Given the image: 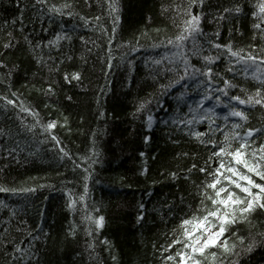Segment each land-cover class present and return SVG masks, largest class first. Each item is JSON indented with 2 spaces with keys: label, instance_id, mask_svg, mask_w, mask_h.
<instances>
[{
  "label": "trees",
  "instance_id": "obj_1",
  "mask_svg": "<svg viewBox=\"0 0 264 264\" xmlns=\"http://www.w3.org/2000/svg\"><path fill=\"white\" fill-rule=\"evenodd\" d=\"M32 2L21 0L18 6L16 0H0V60L7 65L0 67V75L11 70L12 89L18 90L22 98L39 111L43 122L58 121L52 132L60 138L61 145L72 154L73 159L83 163L84 167L91 161H80V156L87 155L96 161L89 169L91 178L87 181V204L90 209L99 208V212L93 214L104 215L105 224L98 233H94L95 253L90 257L86 241L93 238L84 234L82 226L77 229L75 237L68 234L73 220L80 223V213L71 214L67 209L68 190H72L74 196L82 193L83 169L73 170L72 160L60 159L57 149L46 141L39 128L29 133L21 128L14 112L0 109V128L8 133L0 135V185L17 189L37 188L32 193L0 192V202H3L0 203V264H11L3 254L5 242L9 252L12 241H23L22 246H28L31 239L27 235L28 230H32L33 236L40 237L31 241L35 245L34 251H38L34 264L36 261L38 264H160L158 249L169 242L171 229L178 223L179 216L189 211L187 204L194 203L191 181L199 183L204 179L203 174L193 170L191 180H186L183 170L192 163L202 165L210 151V147L205 148L190 138L186 130L181 131L182 125L171 122L174 117L188 112L189 106H195L200 99V90H194L195 82L186 79L167 91L159 89V84L168 83L173 74L162 72L164 65H154L153 60L166 55L169 49L163 45L155 48L151 45L175 34L176 29L167 15H161L160 7L171 0H119L121 19L113 42L111 69L105 63V36L92 27H84L78 15L54 17L51 21L48 16H41L37 20L38 13L31 7ZM50 2L61 4L65 0ZM69 2L74 13L79 15L102 14L95 0H92L91 7L85 0ZM230 3L231 0H209L213 9ZM204 10L207 12L208 8ZM20 11L24 13L23 31L19 23L15 26L5 23L18 17ZM193 11L199 9L194 8ZM248 11L246 6L245 12ZM101 23L110 31L111 20L106 15L102 16ZM250 25V16L224 22L220 42L227 41L229 28H238L243 35L236 31L231 33L235 45L248 44L252 36ZM202 26L206 33L213 32L216 27L208 19L202 22ZM157 28L159 33L154 31ZM9 31L19 43L14 41V47L4 49L2 45L8 39L6 33ZM144 31L148 32V36L140 38L136 51H130L127 46L115 47V44L126 41L135 44L136 38ZM65 32L72 39L61 41L59 53L47 47L42 50L45 56L51 51L54 57L66 54L73 59H65L59 73L50 75L47 67L37 65L24 37L47 44L56 33ZM80 36L96 40L101 47L85 45ZM86 48H92V52L88 53ZM122 55L124 59H121ZM193 63L199 66L195 59ZM215 68L229 79L233 78L231 73L224 71L223 59L217 62ZM65 71L81 72V82L65 83L62 79ZM53 80L58 82L54 85V96H45L38 91ZM234 82L245 83L239 76ZM247 86L252 88L254 85L249 81ZM3 91L5 86L0 84V92ZM181 92L185 95L182 101H178ZM237 94H241L238 89L230 92V95ZM67 96L72 99H66ZM146 98L152 99L149 105L150 114L154 117L151 128L146 122L149 112L133 115L138 103ZM46 104L48 107H45ZM214 105V99L205 102V107ZM216 111L223 115L228 109L218 106ZM247 111L250 116L248 127L264 125L259 106ZM64 117H67V125L61 127ZM27 119L29 123L32 121L31 117ZM218 122L223 123L222 120ZM194 127L205 131L207 125ZM145 136L151 139L145 142ZM261 139L264 140V137ZM91 149L97 155H93ZM184 152L189 156L177 155ZM193 153L196 155L193 156ZM145 166L147 171L141 174ZM170 172H177L179 178L173 180ZM181 196L185 198V203H181ZM140 204L144 205L143 209ZM141 214L143 219L138 221L137 217ZM18 227L22 231L18 232ZM237 227L239 233L246 237L243 247L251 237L257 241L251 252L243 251V247L238 245L239 264H264V236L260 235L264 233V213H257L251 226L241 224ZM105 237L110 245L101 243ZM113 255L117 257L116 261L112 260Z\"/></svg>",
  "mask_w": 264,
  "mask_h": 264
},
{
  "label": "snow or ice",
  "instance_id": "obj_2",
  "mask_svg": "<svg viewBox=\"0 0 264 264\" xmlns=\"http://www.w3.org/2000/svg\"><path fill=\"white\" fill-rule=\"evenodd\" d=\"M88 7L92 6V0H85ZM19 6L21 0H16ZM98 8L102 9L101 15L84 16L74 13L73 6L69 0L64 3H51L50 0H33L31 7L38 13L36 19L41 16H48L51 21L54 17L78 15L84 27H92L101 35L106 37V66L112 68L113 61V42L116 38L117 28L119 26L120 5L119 0H95ZM249 8L245 12V7ZM161 15H167L170 23L176 29L174 35L163 37L158 43H153L152 47L165 46L169 49L168 53L160 59L153 60V64L160 66L162 72L173 74L168 78V83L159 84V89L167 91L186 79H192L195 82V89L200 90V99L195 106H189L188 112L182 116L174 117L172 124L183 126L181 131L186 130V134L194 139L199 145L205 148L210 147L209 154L204 159L202 165L192 163L190 167L183 170L184 179L191 180L193 170L203 174L204 179L199 183L191 181L194 203L187 204L188 212L179 216L178 223L171 229L169 242L161 245L158 249L160 264H239V255L237 247L244 246L246 237L239 233L238 225H252L253 218L257 213H264V125L259 128L248 127L250 116L247 109H254L259 106L261 116H264V0H231L228 6H217L215 9L210 7L209 0H171L170 3L161 4ZM199 11L194 12L193 9ZM205 8L208 11L205 12ZM107 16L111 20V29L101 23L102 16ZM250 16L252 36L248 44L236 46L231 37V33L236 31L243 35L238 28H229V37L225 43L220 42L221 27L224 22L233 18L237 21L240 17ZM24 13L11 21H5L12 26L20 24V30L23 31ZM208 19V22L215 24V30L206 33L202 22ZM47 31V29H44ZM166 30V29H165ZM154 31L160 32L157 28ZM8 39L2 47L9 49L15 46V36L11 31L6 33ZM148 36V32H141L136 38L135 44L132 41H126L124 44H115L116 48L127 46L130 51L137 50V45L141 37ZM150 38V37H149ZM72 37L68 33H56L54 38L47 41V44L33 42L28 36L24 41L29 45L34 54L37 65L47 67L49 74L59 73L60 66L66 60H72L71 55L61 54L52 56L51 51L45 56L43 48L54 49L58 53L62 47L61 41H71ZM99 39V37H98ZM80 40L85 44H92L96 48L101 45L96 40L86 39L80 36ZM37 49H41L37 52ZM88 53L92 48H86ZM84 60V56H81ZM124 59V56H121ZM198 61L199 66L193 63ZM224 60V71L232 74V79L217 71L215 65L218 61ZM166 61V64H165ZM86 63V60L84 61ZM0 67H7L3 60H0ZM11 70L0 75V84L5 86V91L0 92V109L5 112L11 110L20 121V126L29 133H34L37 128L41 134L45 135L46 141L52 143L56 148L60 159H69L73 162V170L83 169V191L78 196H74L72 190H68L67 209L71 214L80 213V223L73 220L68 229V234L75 237L77 229L81 228L87 237L93 239L86 241L87 248L90 250V257L95 253L94 233H98L104 227V215H94L99 212V208H89L87 198L89 194V185L87 181L91 178V164L95 163L90 156H80V161L88 162L87 167L83 163L77 162L64 146L61 145L60 138L52 130L58 125L57 120L43 122L40 119V113L32 104L22 98L18 90H13L10 82ZM236 76L241 77L245 83H236ZM62 79L67 84L75 81L79 84L82 80L81 72L65 71ZM253 83L249 88L248 82ZM58 83L53 80L48 83L46 88L38 89L45 96H54ZM33 87H35L33 85ZM187 87V85H185ZM238 89L241 94L230 95L231 90ZM103 91V89H101ZM150 97L152 94H149ZM185 93L181 92L178 101H182ZM222 97L226 99H222ZM66 99L71 100V96ZM215 100L214 106L205 107V102ZM232 102H236L233 104ZM152 99L141 100L133 115L149 112L146 117L148 128L152 127L154 117L150 114L149 105ZM238 105V106H237ZM224 106L228 111L221 115L216 111V107ZM244 106V107H239ZM45 107H48L46 104ZM103 115V112L100 113ZM28 117L32 121L28 122ZM235 118V119H233ZM222 120L223 123L218 121ZM206 124L205 131L195 129V125ZM67 125V117L60 124L61 127ZM5 129L0 128V135H7ZM219 134V135H217ZM95 135V133H93ZM151 138L145 136V142ZM43 142V141H42ZM177 141H174V143ZM15 151V149H13ZM93 155H97L94 149H91ZM11 155V152L9 153ZM144 156V153L140 154ZM188 157L189 153H178ZM193 156L196 154L193 153ZM2 171V169H0ZM147 171L145 166L142 169L144 174ZM169 176L178 179L177 172H170ZM39 185L38 187H44ZM37 190L36 187L9 188L0 185V192H24L32 193ZM181 203H185V198L180 197ZM3 203V202H0ZM78 204L80 207L78 208ZM139 207L143 209L144 205ZM171 211V209H170ZM143 215L137 217L142 220ZM21 223H26L21 221ZM17 231H22L17 228ZM30 241L28 246L24 247L23 241H12L11 252L7 251V242H5L4 256L11 261V264H34L38 251H34L35 245L31 241H37L39 236H33L32 230L27 231ZM264 236V233H260ZM238 242V243H237ZM102 244L110 245L105 237ZM257 241L251 237L243 251L251 252ZM155 247V245H154ZM110 250V249H106ZM98 256V254H96ZM113 261L117 257L113 255ZM38 264V261H36Z\"/></svg>",
  "mask_w": 264,
  "mask_h": 264
}]
</instances>
